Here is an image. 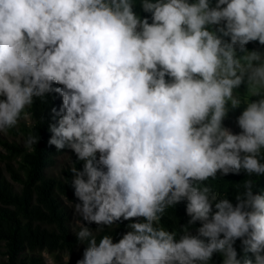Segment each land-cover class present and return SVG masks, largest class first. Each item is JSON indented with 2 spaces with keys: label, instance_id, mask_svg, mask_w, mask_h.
<instances>
[{
  "label": "clouds",
  "instance_id": "9594fccd",
  "mask_svg": "<svg viewBox=\"0 0 264 264\" xmlns=\"http://www.w3.org/2000/svg\"><path fill=\"white\" fill-rule=\"evenodd\" d=\"M142 8L151 24L131 0H0V134L28 118L34 98L59 94L48 144L84 162L70 170L75 213L97 226L144 219L117 243L104 235L98 244L77 221L87 242L77 264H207L214 253L223 264H253L238 259L237 240L264 264V195L253 194V181L235 206L201 186L217 172L264 174V98L247 100L240 134L222 126L245 79L252 96L264 93V53L245 48L264 45V0ZM222 22L216 32L230 42L207 30ZM37 142L30 135L25 147ZM185 200L188 224H201L196 235L154 227Z\"/></svg>",
  "mask_w": 264,
  "mask_h": 264
},
{
  "label": "trees",
  "instance_id": "16d2710c",
  "mask_svg": "<svg viewBox=\"0 0 264 264\" xmlns=\"http://www.w3.org/2000/svg\"><path fill=\"white\" fill-rule=\"evenodd\" d=\"M215 2L216 0H212ZM143 0H131L132 10L141 20L147 18L152 23V13L145 12L142 8ZM156 3L157 0H149ZM194 3L196 0H188ZM247 51L264 50V45L258 42H249L245 45ZM243 55L237 50V56ZM166 81L171 78L166 76ZM53 87H61L53 84ZM258 101L251 99V102ZM62 97L57 93L46 94L43 98H34L33 105L26 109L31 125L24 128L26 140L36 136L38 142L31 148L20 147L17 144L0 141V145L7 151L5 159V171L7 178L0 170V264H47L42 256L43 252L52 256L49 264H77L75 251L83 253L87 242L78 241L76 232L79 231L77 221L88 227L96 235L97 244L104 236H111L113 243H117L122 236L130 231V223L145 222L143 218L129 221L116 222L109 226H97L89 224L75 213L74 207L79 201L74 196L71 182L74 179L71 168L77 171L83 169V161H77L75 154L68 148L57 151L54 146L48 144L51 137L49 126L55 124L59 117L53 118L52 109L59 110ZM245 103L232 108L228 105V111L242 114ZM68 154L69 164L62 167L57 174L51 173L60 157ZM99 154H97V158ZM16 162V167L12 165ZM261 163H264V149H261ZM246 180L253 181V194L264 195V174L249 175L241 169L239 174L229 173L223 175L217 172L216 177L202 182L201 186H209L218 193V199L226 198L233 206L236 204V196L244 192L243 184ZM187 201H181L165 209L159 224L154 227H163L165 230L175 231L179 239L184 230L196 235L200 222L189 225L190 217L186 214ZM215 211L213 206V212ZM98 227L101 229L97 231ZM221 238H223L221 236ZM205 242H207L206 238ZM234 247L238 253V259L245 255L253 259L251 253H245L241 241L237 240ZM69 255V260L64 261L62 255ZM223 255L214 253L207 264H223Z\"/></svg>",
  "mask_w": 264,
  "mask_h": 264
},
{
  "label": "rangeland",
  "instance_id": "374dc122",
  "mask_svg": "<svg viewBox=\"0 0 264 264\" xmlns=\"http://www.w3.org/2000/svg\"><path fill=\"white\" fill-rule=\"evenodd\" d=\"M216 3H217V0L215 2L210 0V6L211 7H215ZM221 7H223V6H221ZM222 26H223V22L219 26L209 25V26H207V30L216 32V28L222 27ZM216 35L218 37H220L221 39H223L224 41L230 42L229 37H222L219 32H216ZM261 53H264V50ZM233 95L240 98L242 100V103H246L247 100H248V102H250L251 99L259 100L261 98H264V93H261V95H253V96L251 95V92L248 89L246 79L239 87H237L233 90ZM240 115H241L240 113H236L234 111H228L227 115L225 116V118L222 121V126L226 129L230 130L233 134H240L241 129L238 127V124H237V118ZM30 125H31V119H30V116L28 115L27 119H21V121L19 122L17 127L8 130L7 133L0 134V141H5L8 143L17 144L20 147L24 148L25 147V141H26V131H24V128H28V127H30ZM0 149H2V150H0V155L2 156V158H4L7 155V151L1 145H0ZM241 155H244V154L241 153ZM5 161H6L5 159H0V170L3 172V174L7 178H9L8 173L5 171ZM11 163L13 166L16 167V162L12 161ZM68 164H69V155L66 154V155H64L58 159L57 164L51 170V173L57 174L62 167L66 166ZM82 255H83V253H81L79 250H76L75 251L76 261L82 259ZM42 256H43V258L47 264L52 263L53 259H52L51 255H49L46 252H43ZM62 259L64 261H68L70 258H69V255L63 254Z\"/></svg>",
  "mask_w": 264,
  "mask_h": 264
}]
</instances>
